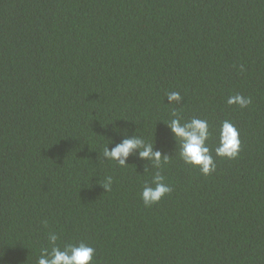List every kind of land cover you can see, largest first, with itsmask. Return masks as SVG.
I'll list each match as a JSON object with an SVG mask.
<instances>
[{"label":"trees","instance_id":"trees-1","mask_svg":"<svg viewBox=\"0 0 264 264\" xmlns=\"http://www.w3.org/2000/svg\"><path fill=\"white\" fill-rule=\"evenodd\" d=\"M174 110L210 148L231 121L239 156L185 164ZM114 128L172 156L158 203L147 161L104 159ZM49 232L95 264H264V0H0V264H37Z\"/></svg>","mask_w":264,"mask_h":264},{"label":"clouds","instance_id":"clouds-1","mask_svg":"<svg viewBox=\"0 0 264 264\" xmlns=\"http://www.w3.org/2000/svg\"><path fill=\"white\" fill-rule=\"evenodd\" d=\"M167 102L179 103L182 97L179 92L167 93ZM229 105H238L240 108H246L251 103L250 97L241 94L229 96L227 99ZM172 119L166 126L173 135L176 146L179 147L180 159L207 176L216 171L215 157L229 160L236 159L241 150V140L239 129L229 121L224 120L220 123L216 135L218 137L214 148H210L208 141L214 135L208 120L193 117L191 120L182 121L181 117L174 110ZM118 134H123L124 138L115 143L114 147L109 149L105 147L103 156L105 160L115 161L119 166L128 165L127 161L130 156L137 155L142 161H147L152 168L156 169L153 174L151 183H145L141 191V199L146 207L158 203L167 194L172 192V187L165 183V177L161 174L164 165H167L171 157L160 150H154L153 143H147L137 134V130L131 136L127 135V129L121 130L114 128ZM215 153V157L213 155ZM145 164V165H146ZM112 177H106L102 187L105 191L111 189ZM49 248L41 249V255L37 264H95L96 250L92 246L81 241L77 244H66L61 247L57 242L59 236L55 232H49L47 235Z\"/></svg>","mask_w":264,"mask_h":264}]
</instances>
